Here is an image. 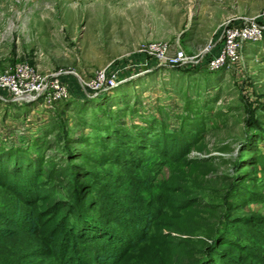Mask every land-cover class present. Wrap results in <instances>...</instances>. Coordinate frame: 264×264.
I'll return each mask as SVG.
<instances>
[{"label": "rangeland", "instance_id": "374dc122", "mask_svg": "<svg viewBox=\"0 0 264 264\" xmlns=\"http://www.w3.org/2000/svg\"><path fill=\"white\" fill-rule=\"evenodd\" d=\"M263 7L264 0H0V76L17 63H27L42 76L73 72L84 89L108 65L122 64L149 44L204 57L223 24L255 16ZM244 51V64L234 70L211 72L203 63L151 71L130 67V74L124 73L116 87L103 85L107 90L96 92L101 93L96 97L76 98L68 91L66 98L50 104L43 98L19 104L0 91V170L6 169L0 171V213L14 198L4 183L26 181L28 172L23 169L58 173L65 163H72L70 157L83 163L79 149L99 155L100 148L79 143L83 136L100 139L111 126L125 133L150 123L157 127L163 119L176 132L185 120L194 130L197 119L204 118L205 145L187 154V159L208 162L196 182L221 187L216 178L221 175L225 181L244 183L259 200L243 208L241 204L234 213L264 217V171L261 164H249L243 154L253 142L264 154V32ZM250 133L253 137L245 146ZM149 156L155 158L150 152ZM92 165L96 171L110 166L98 161ZM163 170L169 174L168 166ZM189 195L211 199L191 191L184 198ZM41 229L46 233L48 226ZM2 245L0 250L11 248L14 241Z\"/></svg>", "mask_w": 264, "mask_h": 264}, {"label": "trees", "instance_id": "16d2710c", "mask_svg": "<svg viewBox=\"0 0 264 264\" xmlns=\"http://www.w3.org/2000/svg\"><path fill=\"white\" fill-rule=\"evenodd\" d=\"M197 120L194 130L185 120L178 132L165 119L128 133L111 126L100 139L79 140L101 151L79 149L83 163L70 157L58 173L22 168L26 181L4 183L14 198L0 213V246L7 240L14 246L0 250V264H264V217L234 213L258 202L255 190L221 175V187L195 180L208 164L187 159L205 145V119ZM246 147L249 164L264 171L262 151L254 142ZM93 161L110 166L96 171ZM188 191L211 199L184 198Z\"/></svg>", "mask_w": 264, "mask_h": 264}, {"label": "built area", "instance_id": "2783aa9c", "mask_svg": "<svg viewBox=\"0 0 264 264\" xmlns=\"http://www.w3.org/2000/svg\"><path fill=\"white\" fill-rule=\"evenodd\" d=\"M263 21L264 7L255 16L238 17L234 21L224 24L219 39L220 47L207 60L203 58L210 55V51L204 57L203 55L200 58L196 56L187 57L182 51L171 53L166 45L161 44H149L141 52L152 59L157 68L185 67V65L189 64L195 66V64L203 63L205 68L211 72L221 69L234 70L244 64L246 44H253L262 39L264 32ZM211 49L212 47L209 48V50ZM129 68V66L124 67L123 70H129ZM67 73L72 74L73 72L42 76L30 64L17 63L12 71L0 76V89H2L0 91L5 90L7 95L14 96L17 100L15 102L19 104L33 102L40 98L45 100L44 102L46 103L44 104H50L69 95L67 93L69 91L68 84L60 79L62 75H67ZM121 73L122 71L119 68L103 69L95 79L85 83V86L82 84L83 90L86 93L89 91L96 94V92L107 90L101 88L103 85L110 89L116 87L120 83ZM77 80L81 82L79 81L80 77ZM1 99L4 100L2 97Z\"/></svg>", "mask_w": 264, "mask_h": 264}, {"label": "crops", "instance_id": "0c3cea01", "mask_svg": "<svg viewBox=\"0 0 264 264\" xmlns=\"http://www.w3.org/2000/svg\"><path fill=\"white\" fill-rule=\"evenodd\" d=\"M223 27H224V24L222 25L220 31H218V37L215 35L212 38V41H214L215 44L212 46V49L210 50V55H208L204 58L205 60H207L209 58V56H213L216 53L217 49L220 47L219 39L221 36V32L223 30ZM121 62H122V64L117 65V66H114V65H111V66L108 65L107 66V68H110V69L119 68L123 73V74L121 73V75H120L121 78H122V76H124V73H125V75L130 74V72L128 70H123L124 66L125 67L129 66L131 68L135 67L136 69L145 68V69H147V71H151L156 67L155 62L141 52L130 55V56L126 57ZM60 79L68 84V88H69V91L71 93V96H75L76 98H85L86 97V92L80 87L78 80L74 75H72V74L63 75L60 77Z\"/></svg>", "mask_w": 264, "mask_h": 264}, {"label": "water", "instance_id": "95a60500", "mask_svg": "<svg viewBox=\"0 0 264 264\" xmlns=\"http://www.w3.org/2000/svg\"><path fill=\"white\" fill-rule=\"evenodd\" d=\"M129 78H130V77H129ZM99 94H101V93H97L96 95H95V94L92 95V94L86 93V97H88V96H90V97H91V96H95V97H96V96L99 95Z\"/></svg>", "mask_w": 264, "mask_h": 264}]
</instances>
